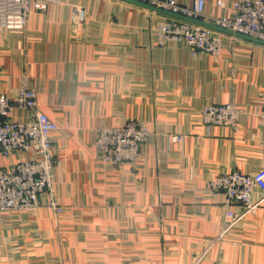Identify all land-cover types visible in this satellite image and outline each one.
<instances>
[{"label":"crops","instance_id":"1","mask_svg":"<svg viewBox=\"0 0 264 264\" xmlns=\"http://www.w3.org/2000/svg\"><path fill=\"white\" fill-rule=\"evenodd\" d=\"M205 1L201 21L231 14ZM35 3L23 31L0 27V92L15 98L27 72L40 109L58 124L52 176L64 211L4 214L0 264H264V202L215 242L224 196L207 189L221 173L264 167L255 117L264 104V43L212 29L221 56H193L184 42L155 44V28L178 18L167 11L128 0ZM75 5L86 12L80 24ZM227 103L242 109L237 131L201 124L205 106ZM128 120L152 131L140 162L103 163L97 129ZM28 156L15 152L4 165Z\"/></svg>","mask_w":264,"mask_h":264},{"label":"built area","instance_id":"2","mask_svg":"<svg viewBox=\"0 0 264 264\" xmlns=\"http://www.w3.org/2000/svg\"><path fill=\"white\" fill-rule=\"evenodd\" d=\"M32 1L0 0V27L23 31ZM35 1V8L42 10L50 0ZM128 1L187 18H205V0ZM216 5L221 10H230L231 14L209 23L264 42V0H218ZM72 11L73 22L80 24L85 20L86 12L82 6L75 5ZM154 34L155 44L160 47L184 42L193 56L220 57L222 54L221 38L211 28L184 19H166L155 28ZM30 84V76L22 72L15 98L0 92V218L10 212H33L41 206L55 215L64 211L57 200L52 176L55 164L53 135L59 126L40 109L37 94ZM15 110L29 111L32 118L12 119ZM241 113L240 106L233 103L210 104L201 111L200 122L204 126L237 131ZM255 117L264 126V104ZM96 133L94 148L100 160L118 167L124 162L136 164L141 159L142 145L152 131L143 121L128 120L120 126H101ZM172 140L180 142L182 137L173 136ZM15 152L29 156L6 167L4 162ZM207 189L224 196V222L216 242L242 219L254 214L264 202V167L252 175L239 171L221 173L207 183ZM255 194L259 195L256 199Z\"/></svg>","mask_w":264,"mask_h":264},{"label":"water","instance_id":"3","mask_svg":"<svg viewBox=\"0 0 264 264\" xmlns=\"http://www.w3.org/2000/svg\"><path fill=\"white\" fill-rule=\"evenodd\" d=\"M153 9H155V8H153ZM160 11H163V10H160ZM167 13L170 14V15L176 16V17H178L180 19H184V20H187V21H190V22H193V23H197L199 25H203V26L209 27L211 29H218V30L226 31V32H229L231 34H235V35H238V36H243L245 38H248L250 40H253V41H256V42H259V43H264L263 41H260V40H258L256 38H253V37H250V36H246V35H243V34H239V33H234L232 31H229V30H226V29H223V28H219V27H217V26H215L214 24H211V23H207V22H204V21H201V20H197V19L183 17V16H180V15H175V14H172L170 12H167Z\"/></svg>","mask_w":264,"mask_h":264},{"label":"rangeland","instance_id":"4","mask_svg":"<svg viewBox=\"0 0 264 264\" xmlns=\"http://www.w3.org/2000/svg\"><path fill=\"white\" fill-rule=\"evenodd\" d=\"M140 4H141V3H140ZM143 5H144V4H143ZM145 6H147V5H145ZM217 27H219V26H217ZM219 28H221V27H219ZM144 144H145V143H144ZM142 146H143V145H142ZM141 156H142V148H141ZM138 162H140V160H139ZM138 162H137V163H138ZM125 163H126V162H124V164H125ZM137 163H136V164H137ZM130 164H132V163H130ZM115 167H117V166H115Z\"/></svg>","mask_w":264,"mask_h":264}]
</instances>
